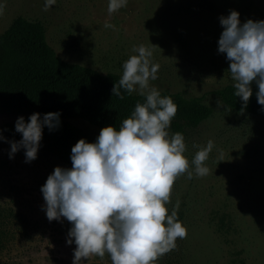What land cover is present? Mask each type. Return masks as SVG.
<instances>
[{
  "label": "rangeland",
  "instance_id": "rangeland-1",
  "mask_svg": "<svg viewBox=\"0 0 264 264\" xmlns=\"http://www.w3.org/2000/svg\"><path fill=\"white\" fill-rule=\"evenodd\" d=\"M109 0H0V31L15 15L40 19L46 40L63 59L122 75V65L141 44L153 48L160 65L150 86L203 95L212 114L185 134L191 161L209 140L214 148L203 177L187 174L175 181L169 213L177 207L187 229L177 247L156 264H264V115L229 109L213 90L231 79L229 61L218 51L223 31L220 17L231 10L248 19L264 20V0H128L127 7L108 13ZM105 22L115 29L105 28ZM153 44V45H152ZM138 92V91H137ZM12 116H0V129ZM95 141L102 128L81 118L69 119ZM169 133L173 134L170 129ZM0 141V264H72L71 224L49 221L41 186L56 166L71 168L43 149L25 162L21 148L9 157L10 141ZM194 145L196 147H194ZM223 218L224 231L217 230ZM81 264H111L109 256Z\"/></svg>",
  "mask_w": 264,
  "mask_h": 264
},
{
  "label": "clouds",
  "instance_id": "clouds-1",
  "mask_svg": "<svg viewBox=\"0 0 264 264\" xmlns=\"http://www.w3.org/2000/svg\"><path fill=\"white\" fill-rule=\"evenodd\" d=\"M55 3L45 0L43 10ZM127 4L128 0H109L108 13ZM239 15L231 10L220 17L223 31L218 51L229 61L234 95L241 98L243 111L253 94V84L258 89L257 102L264 106V20L241 23ZM104 27L115 29L110 22ZM132 51L135 54L124 61L112 95L123 100L121 89L129 95L138 91L146 100L136 103L118 129L103 127L94 142L79 139L71 149V168L56 166L41 186L48 220L64 218L71 224L67 243L76 245L72 264L106 255L111 264H156L177 247V239L187 236L178 219V206L170 213L167 207L175 181L185 174L191 179L193 166L197 177L211 171L206 162L214 148L212 140L190 161L183 134L169 133L178 106L150 86L160 67L152 60L153 48L141 44ZM59 124V112L46 113L42 119L33 113L28 122L20 116L15 130L22 138L10 141L9 157L14 158L23 148L25 162L35 160L43 127L53 130ZM4 139L0 129V141Z\"/></svg>",
  "mask_w": 264,
  "mask_h": 264
},
{
  "label": "trees",
  "instance_id": "trees-1",
  "mask_svg": "<svg viewBox=\"0 0 264 264\" xmlns=\"http://www.w3.org/2000/svg\"><path fill=\"white\" fill-rule=\"evenodd\" d=\"M45 32L40 19L20 14L13 16L0 31V116L13 117L3 123L2 131L8 138L19 141L22 134L15 130V123L20 116L28 122L33 113H39L42 119L46 113L59 112V127L53 130L43 127L39 148L71 162V149L79 139L94 140L70 118H81L99 128L112 125L118 129L134 111L136 103L144 102L146 97L139 92L129 95L123 89V100L113 96L114 83L121 77L119 73L101 72L63 59L47 42ZM234 83H226L213 92L229 109L242 111L243 102L234 95ZM252 88L253 94L243 111L264 115V106L257 102V86L253 84ZM159 91L161 96L171 97L178 106L169 128L172 133L185 134L213 112V106L204 101L203 95ZM5 217L0 209V242ZM218 220L217 230L223 232V218Z\"/></svg>",
  "mask_w": 264,
  "mask_h": 264
}]
</instances>
